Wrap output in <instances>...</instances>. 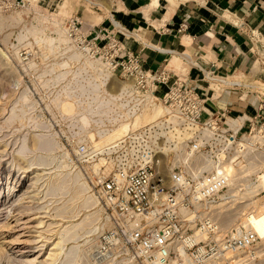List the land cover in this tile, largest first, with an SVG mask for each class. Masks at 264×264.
I'll return each instance as SVG.
<instances>
[{"label": "built area", "instance_id": "1", "mask_svg": "<svg viewBox=\"0 0 264 264\" xmlns=\"http://www.w3.org/2000/svg\"><path fill=\"white\" fill-rule=\"evenodd\" d=\"M25 1L0 0V15L15 13ZM57 24L70 46L130 81L137 94L153 96L164 108L151 122L123 133L104 149L92 141L73 145L66 138L68 164L84 173L90 193L111 224L98 235L90 254L93 262L247 264L255 260L254 247L262 239L238 221L245 209L236 217L233 208L222 210V204L230 191L236 189L239 198L246 185L258 186L264 175V81L248 78L245 72L221 74L214 65H202L186 54L180 55V61L188 71L173 69L180 63L152 70L145 67L143 55L127 44L137 35L121 25L94 32L74 13L59 17ZM186 29L182 24L180 30ZM253 42L259 43L256 35ZM31 58L25 53L23 60ZM260 59L264 65V58ZM191 70L198 72L197 79H191ZM225 92L237 94L243 102L254 97V113L229 118L228 109L208 110L210 98L216 100ZM102 157L105 164H99ZM263 194L259 187L253 201ZM243 201L236 203H248Z\"/></svg>", "mask_w": 264, "mask_h": 264}, {"label": "rangeland", "instance_id": "2", "mask_svg": "<svg viewBox=\"0 0 264 264\" xmlns=\"http://www.w3.org/2000/svg\"><path fill=\"white\" fill-rule=\"evenodd\" d=\"M121 3L123 6L124 0H26L25 5L15 13L0 15V264H95L90 254L96 247L99 233L107 228L103 227L105 219L99 205L95 203L96 208H92L91 203L71 200L73 194L67 189L63 192L49 190L57 185L61 175L70 171L80 172L68 164L65 148L66 138L72 140L73 145L80 143L77 142L78 135L68 131L57 117L60 111L66 117L73 115L78 106L69 99H65L61 109L52 106L63 91L69 90L65 87L54 95L48 105L52 92L28 63L33 60L43 66L57 62L58 53L50 50L48 38L61 37L62 30L57 24L59 17L74 13L82 19L85 16L89 24L96 27L94 25L121 8ZM87 21L84 19V24ZM254 52L256 58H264V47L255 46ZM25 53L32 54L33 58L24 61ZM256 63L259 77L264 79V65L260 67L258 61ZM184 67L188 68L180 63L179 71ZM124 86L133 90L130 81L112 73L104 80L105 90L114 96L119 95ZM24 93L29 96L26 111L42 127L30 124L27 117L11 125L6 124L11 106L17 102L18 105L23 104L20 97ZM155 102L157 106L162 105L158 100ZM95 118L99 117H92L90 131L88 126L83 125L85 116L76 114L67 117L77 123L79 134L89 135V141L98 143L95 129L101 124H94L97 121ZM39 136L53 139L60 148L53 152L38 149L36 143ZM24 139L29 153L22 157L18 151ZM80 174L82 182H86L84 173ZM259 187L264 189V179L258 186L246 185V193L239 198L236 189L230 191L229 200L223 202L222 210L233 208L237 217L245 209L238 221L246 223V217L264 202L262 196L253 201ZM238 199L248 203H236ZM95 211L98 213L93 214ZM69 225L75 231H66ZM95 227H98L96 231ZM259 230L264 234V220ZM62 238L65 243H62V249L58 251L60 254L53 261L54 244ZM253 253H256L255 260L247 264H264V239L254 247ZM118 264L134 263L124 260Z\"/></svg>", "mask_w": 264, "mask_h": 264}, {"label": "crops", "instance_id": "3", "mask_svg": "<svg viewBox=\"0 0 264 264\" xmlns=\"http://www.w3.org/2000/svg\"><path fill=\"white\" fill-rule=\"evenodd\" d=\"M113 13L96 27L84 16L85 26L98 32L118 24L135 33L126 41L143 55L146 68L156 70L167 63L173 67L174 57L186 54L202 65H214L221 74L245 72L248 78L264 81L256 65L258 60L262 66L261 59L254 52L255 46L264 47V0H124ZM182 24L187 25L185 31L180 30ZM173 69L179 73V67ZM190 77L197 79L198 72L191 70ZM255 104L254 97L243 102L237 94L225 92L216 100L210 98L207 109H228L231 118L242 112L252 115Z\"/></svg>", "mask_w": 264, "mask_h": 264}, {"label": "bare ground", "instance_id": "4", "mask_svg": "<svg viewBox=\"0 0 264 264\" xmlns=\"http://www.w3.org/2000/svg\"><path fill=\"white\" fill-rule=\"evenodd\" d=\"M31 28L30 30H32ZM60 36L61 37H58L59 39L48 38V45L50 50L58 53L59 59L57 60V62L55 61L53 64H44L43 66H40L32 60L28 63L29 68L38 74V76L42 79L43 84L46 87H49L50 91L52 92V96H49L50 99H48L47 104L51 101V99L57 92H59L61 89L65 90V88H68L69 90H62L63 92L61 91L62 95H59L60 98H58L57 102L52 103L53 107L61 109L62 103L65 102V99H69V101L74 102V104L78 107L73 115L78 114L80 116H85L83 125L85 124L86 127L88 126L90 131L92 117H99L95 118L97 121L94 124H96L97 126L101 124V126L98 129H95V126L93 127V129L97 130L96 135L99 138L97 145L100 149H104L107 145L120 137L123 133L151 122L157 115L163 112V106H157L155 102L156 99L153 96H141L131 90L130 86H124L117 96L108 94L104 88V80L109 75L108 71L101 65H99L98 62L91 61L81 51L75 49L73 46H70L68 39H66L62 35V32ZM174 58L177 60V63H181L179 58ZM50 72H53L54 74ZM91 74H95V76H92ZM97 79L99 81H97ZM28 100V94L24 93L20 97V101H22L23 104L18 105L19 102H17L11 106L8 117L6 118V124L11 125L16 121H21L22 119L27 117V120L30 124L32 123L35 126H41V124L33 119V116L26 111L25 107L27 106ZM73 115L68 116L73 117ZM57 117L60 118L61 122L64 124L68 131H71L75 135H78L77 142L89 143V135L85 136L79 134V126L77 125V123H73L68 120L66 115H63V111H60ZM38 140V143H36L38 149L53 152L54 150L60 148L57 142H55L53 139H49L47 136H39ZM18 153L22 157L26 156L29 153L26 139H24ZM99 164H105V159L103 157L100 159ZM67 165L68 164H65L64 166L68 168L69 166ZM108 168L109 166L107 167V169ZM81 176L82 175L80 174V172H67L66 174L61 175L59 177L57 185L55 187L51 186L49 190L50 192H63V190L67 189L73 194L71 200L84 201L86 204L91 203V207L93 208L95 206V203L97 204V202L92 194L87 195V193H89L90 191L87 183L82 182ZM260 179L263 180L264 175H262ZM263 204L264 202L259 207H256L255 210H252L254 213L256 212L257 215L249 214L246 217L245 223L246 226L255 230L261 239H264V234H261L259 230V225L264 220ZM94 208H96V206ZM97 213L98 211H95L93 214ZM75 225L78 226V224ZM105 226H111L108 220H105L103 227ZM75 228L77 227L75 226ZM68 229L69 230L66 229V231L68 232L72 229L74 230L71 225H69ZM97 229L98 227H95L94 230L96 231ZM64 241L65 240L62 238L56 244H54L56 251L52 254L53 261H56V259L58 258L60 254V252L58 251H61L60 249H62V243H65Z\"/></svg>", "mask_w": 264, "mask_h": 264}]
</instances>
